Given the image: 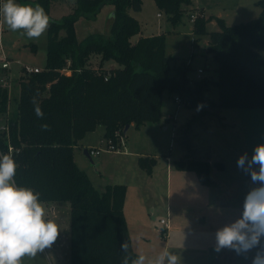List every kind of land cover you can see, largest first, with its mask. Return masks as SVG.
<instances>
[{
    "label": "trees",
    "instance_id": "16d2710c",
    "mask_svg": "<svg viewBox=\"0 0 264 264\" xmlns=\"http://www.w3.org/2000/svg\"><path fill=\"white\" fill-rule=\"evenodd\" d=\"M51 1L35 0L50 18L46 65L21 75L14 115L7 116L9 92L0 85V117H7L6 128H0V153L11 154L15 160L18 187L32 188L41 201L69 203L67 264H121L124 255L131 264L138 253L132 248L124 214L127 186L111 183L97 189L75 162L74 145L99 124L105 127V138L115 139L116 130L126 135L125 128L132 122L139 127L160 120L165 90L192 108L203 105L183 130L181 141L188 151L192 147L188 134L208 108L264 106V0L257 2L262 8L259 16L246 22L228 25L215 17L220 29L210 32L207 48L218 63L216 80L207 76L193 80L187 75L188 67L170 75L165 34L139 36L141 23L131 11H140L142 0H75L73 10L60 18L50 16ZM155 2L177 24L183 5L191 0ZM106 4L114 6L109 32L94 31L79 40L76 21L96 18ZM207 22L203 15L194 19L193 34L206 33ZM93 54L100 55L101 66L110 59L120 66L92 67ZM214 83L219 89L217 100L206 95ZM33 97L44 112L43 119L34 113ZM42 124L49 130L42 131ZM155 162V157H139L148 173ZM175 165L194 170L202 184L213 181L209 159H179ZM215 165L223 168V163ZM125 240L129 249L122 253L120 245Z\"/></svg>",
    "mask_w": 264,
    "mask_h": 264
},
{
    "label": "rangeland",
    "instance_id": "374dc122",
    "mask_svg": "<svg viewBox=\"0 0 264 264\" xmlns=\"http://www.w3.org/2000/svg\"><path fill=\"white\" fill-rule=\"evenodd\" d=\"M142 1L143 7L140 11H131L141 23L140 33L145 36L164 33L166 36V52L171 67L170 75H178L181 68L188 67L187 75L193 80L203 76L214 80L217 79L216 68L218 63L207 48L210 32L220 29L215 17L220 16L228 25H233L259 16L262 9L257 3L259 0H191L189 4L183 5L182 17L177 24H174L167 14L160 11L155 0ZM3 2L4 0H0V3ZM16 2L31 4L32 6L37 4L35 0H16ZM74 6L75 0H52L49 14L53 18H60L71 12ZM112 8V4L104 5L96 18L92 20L80 17L75 23L77 38L81 40L94 31L108 33L112 20ZM158 13L161 15H158ZM192 13L196 15L195 19L200 15L208 18L206 33L201 35L193 34L192 26L194 20L190 17ZM47 30L39 39H28L26 36L21 35L20 32L10 31L3 23L2 17H0V57L5 56L10 61V66L4 68L0 60V85L9 90L11 112H16L18 109L20 77L27 74L23 69L24 64L38 66L42 69L46 65ZM136 37L133 36L132 39H136ZM34 44L36 45L35 48ZM262 52L264 54V51ZM89 64L97 69H100V67L112 69L116 67L117 62L110 59L104 61L101 66L100 55L93 54L89 59ZM199 68L204 69L200 75L198 73ZM6 77H9L8 86L1 82ZM164 95L166 102L163 107V114L175 112L176 118H170L165 123L167 125L166 129L164 128V116L158 121L142 123L143 125H140L139 128L135 123L131 125L126 131L127 135H125L127 152H143L144 150V152L148 151L150 153L160 152V158L158 159L165 161L163 154L169 153L170 142L174 145L172 147V155L177 159L180 158L178 157L180 156L179 153L182 155L183 151L187 153L186 157L185 155L184 157L182 156L184 160L194 158L208 159L209 151V153H213L215 158L219 160L225 159L228 165V177L243 175L242 184H235L232 187L233 190L230 187L227 189L229 195L227 200L230 204L241 203L240 198L235 193L240 192L242 189L247 194L252 187L258 185L252 184L250 175L245 174L237 166V160L244 153H247L249 158H251L254 147L264 143V106L227 107L222 109L212 106L208 108V113L199 118L188 134L192 145L188 151L187 148H184V143L181 141L184 138L183 130L186 122L198 110L184 103H177L173 95H171L172 100H168V91ZM206 95L209 99L217 100L219 96L218 86L215 83L212 84L210 89L206 91ZM10 115L14 114L11 113ZM103 128L104 126L99 124L97 129L87 132L84 136L85 138L83 137L82 143L75 147L74 152L75 162L77 161L78 166L87 172L94 186L99 190H103L106 184L111 183H123L126 185L125 182L128 178L130 176L132 178V171L129 167L130 159L134 158V155L122 154L124 151L121 153L112 150H103L92 157L87 156L84 152V147L87 146L85 144H89V148H94L91 145H96V141L98 142L100 138H103ZM174 134L175 137L173 136ZM157 138L160 140L159 145H157ZM96 147H104V142ZM127 170L131 175H129ZM163 187L166 188V185L160 182V189L162 190ZM217 190L221 195L224 193V189L222 190L220 186L217 187ZM41 202L45 206L46 218L52 219L57 223L59 235L50 248H46L35 257L25 256L22 258L21 264H67L69 256L70 205L66 203L63 207H58L60 211H58L57 206H54L56 211L51 207L52 204L50 202ZM161 206V201H155L153 203L154 210L150 209L148 211L151 219L150 223L154 226L158 224L160 217L165 215V212L162 211L164 205ZM152 216H155V218H152ZM149 226L150 234L154 237L152 225ZM158 233L160 235H157H162L161 232ZM159 239H152L151 246L147 247L146 250L156 254L159 253L164 248L165 243V240ZM262 244H264V239H262Z\"/></svg>",
    "mask_w": 264,
    "mask_h": 264
},
{
    "label": "crops",
    "instance_id": "0c3cea01",
    "mask_svg": "<svg viewBox=\"0 0 264 264\" xmlns=\"http://www.w3.org/2000/svg\"><path fill=\"white\" fill-rule=\"evenodd\" d=\"M140 35L143 34L140 33ZM117 64L116 67H119L120 65ZM166 91H164V94ZM164 94L162 98V117H165L164 128L166 129L167 125L165 123L170 118L175 119L176 114L175 112L163 114V107L166 102ZM171 95L173 94L169 93L168 100H172ZM10 104L9 100L7 116L13 113L11 112ZM6 119V116L0 117V128L6 125ZM133 124L134 122L130 124V127ZM104 133L105 127L103 128V138H100L98 142L96 141V145L92 144L91 146L96 147L103 143L105 138ZM84 138L74 145V152L75 147L80 145ZM159 144L160 140L157 138V145ZM172 144L171 142L169 144V153L163 154L165 161L158 159L160 158V152L150 153L148 151L144 152L145 150L143 152H127L126 146L124 153L121 152L122 154L128 153L134 155V158L130 159L131 163L129 167L132 171V178L130 176L125 182L127 190L124 202V214L130 233L132 248L138 254L142 253L151 258L156 253L146 250L147 247L151 246L152 239L162 238L161 240H165L164 247L177 252L181 256L182 264H251V258L255 254V249L247 254V258L237 255L229 249H223L220 252L214 250L215 232L217 229L233 222L242 214L243 202L246 196L245 192L241 189L240 192L235 193L240 198L241 203L230 204L227 200L229 196L227 189L228 187L232 188L237 183L242 184L243 175L228 177V165L225 159L219 160L213 156V153H209L207 150L213 181L209 185L202 184L194 170L176 167L175 161L183 159L182 156L184 157L185 155L186 157L187 153L183 151L182 155L179 153L180 156L178 157L180 158H175L172 155V147L174 146ZM85 145L87 146L84 147V150L85 148H89V144ZM140 156L156 158L151 173H148L140 166ZM216 162L223 163V168L216 166ZM127 172L129 173L128 170ZM129 175L131 174L129 173ZM160 182L166 185V188L163 187L164 190L160 189ZM218 186L222 190L224 189L222 195L217 190ZM158 200L162 202V206L164 205V209L161 207L162 211L165 212V215L161 216L160 219L166 218L167 225L162 224L160 221H158L156 226L150 223L151 219L148 211L150 209L154 210L153 203ZM66 203L68 202L52 203L51 207L56 210L54 206H57V208L63 207ZM58 211H60V208H58ZM152 218H155V216H152ZM149 225H152L154 237L150 234ZM158 232H161L163 236H159Z\"/></svg>",
    "mask_w": 264,
    "mask_h": 264
},
{
    "label": "clouds",
    "instance_id": "9594fccd",
    "mask_svg": "<svg viewBox=\"0 0 264 264\" xmlns=\"http://www.w3.org/2000/svg\"><path fill=\"white\" fill-rule=\"evenodd\" d=\"M0 17L10 31L20 32L28 39H39L48 29L50 18L40 4H20L16 0L0 3ZM36 117L43 119L39 102L32 99ZM203 105H198L197 110ZM42 131L49 130L42 124ZM237 166L250 175L252 187L243 202L242 214L233 222L225 224L215 232L214 250L234 251L247 258L254 249L251 264H264V143L254 147L249 158L247 153L237 160ZM17 164L11 154L0 153V264H21L22 258L35 257L57 240V223L46 218V210L39 193L29 187H18L14 181ZM129 243H121L120 250L127 253ZM130 257L124 255L121 264H129ZM131 264H182L177 253L164 247L149 258L138 254Z\"/></svg>",
    "mask_w": 264,
    "mask_h": 264
},
{
    "label": "built area",
    "instance_id": "2783aa9c",
    "mask_svg": "<svg viewBox=\"0 0 264 264\" xmlns=\"http://www.w3.org/2000/svg\"><path fill=\"white\" fill-rule=\"evenodd\" d=\"M158 15H161V14L158 13ZM190 17H191V19L194 20L196 15L194 13H192ZM0 60L2 61V67L7 68L10 66V61L5 56L0 57ZM23 69L25 70V72H28V73L38 72V71L42 70V68H40L38 66H32V65H27V64H24ZM203 71H204L203 68H199L198 69L199 75ZM65 72L68 73V72H70V70L67 69V70H65ZM8 78L9 77H6V79H2V81H1L4 85L6 84V86H8ZM174 100L177 103H182V99L179 97V95H175ZM169 117H172V116H169ZM3 128H6V127L4 126ZM115 134H116L115 139L104 138V141H103L104 147L88 148L90 155L94 156L103 150H105V151L112 150V151L123 152L125 149V146H126L125 134L119 129L116 130ZM10 149H11V147H10ZM160 222L164 225H167V223H168L166 218H161ZM163 233H164V231H163Z\"/></svg>",
    "mask_w": 264,
    "mask_h": 264
},
{
    "label": "water",
    "instance_id": "95a60500",
    "mask_svg": "<svg viewBox=\"0 0 264 264\" xmlns=\"http://www.w3.org/2000/svg\"><path fill=\"white\" fill-rule=\"evenodd\" d=\"M129 127H130V124H128V125L126 126L125 131H127V130L129 129ZM84 152H85V154H86L87 156L92 157V156L90 155V153H89V151H88L87 148H85Z\"/></svg>",
    "mask_w": 264,
    "mask_h": 264
}]
</instances>
